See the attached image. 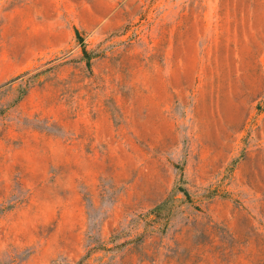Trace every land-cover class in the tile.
Segmentation results:
<instances>
[{
    "label": "rangeland",
    "instance_id": "374dc122",
    "mask_svg": "<svg viewBox=\"0 0 264 264\" xmlns=\"http://www.w3.org/2000/svg\"><path fill=\"white\" fill-rule=\"evenodd\" d=\"M0 264H264V0H0Z\"/></svg>",
    "mask_w": 264,
    "mask_h": 264
},
{
    "label": "trees",
    "instance_id": "16d2710c",
    "mask_svg": "<svg viewBox=\"0 0 264 264\" xmlns=\"http://www.w3.org/2000/svg\"><path fill=\"white\" fill-rule=\"evenodd\" d=\"M75 37L77 41L80 43V45L82 46V53L84 54V57L86 58V64L89 67L90 66L89 55H88L87 50L84 48L83 38L77 29L75 30ZM184 194L187 195V192H184Z\"/></svg>",
    "mask_w": 264,
    "mask_h": 264
}]
</instances>
